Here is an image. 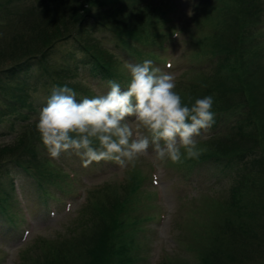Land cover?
<instances>
[{"label":"trees","instance_id":"16d2710c","mask_svg":"<svg viewBox=\"0 0 264 264\" xmlns=\"http://www.w3.org/2000/svg\"><path fill=\"white\" fill-rule=\"evenodd\" d=\"M255 1L231 0L225 6L231 5L225 20H221L224 13L219 14L222 10L212 12L218 13L213 39L196 56L199 64L189 68L200 77L189 84L185 103L188 97L194 102L213 96V128L216 122L231 119L227 118L230 112L240 118L201 141L198 147L204 151L199 159H184L181 164L196 166L212 160L235 170L237 178L218 206L217 216L191 240L189 250L195 261L167 264H264V38H256L264 8L254 11ZM157 3L0 0V91L5 105L0 115L11 117L8 121L21 129L11 143L0 146V182L4 179L10 184L8 190H1L0 185V218L15 225L12 211L4 205L11 196L15 198L9 178L14 170L30 177L47 197L50 183L67 181L72 187V176L58 173L61 169L48 157L36 130L35 117L46 101L34 105L29 91L48 89V98L53 86L67 85L79 101L90 95L89 84L100 86L115 80L125 85L129 81L126 60L106 48L96 33L109 30L117 49L133 56L138 51L140 56L143 47L155 45L159 29L166 25L167 17ZM63 45L81 56L70 54L64 63L52 62L54 49ZM121 67L126 78L121 76ZM206 79L209 81L201 86L199 81ZM227 98L232 102L224 104L222 100ZM139 176L134 174L127 183L117 184L111 193L107 189L94 192L101 198L84 229L68 239L50 241L46 253L32 260L25 255L22 262L30 258V264H142L144 219L135 197ZM44 201L46 207V197Z\"/></svg>","mask_w":264,"mask_h":264},{"label":"rangeland","instance_id":"374dc122","mask_svg":"<svg viewBox=\"0 0 264 264\" xmlns=\"http://www.w3.org/2000/svg\"><path fill=\"white\" fill-rule=\"evenodd\" d=\"M230 1L158 0L156 6L161 7L165 13L166 25L159 29L161 32L155 45L143 47L144 51L140 56L138 51L136 56H133L117 49L114 45L116 41L109 30L101 29L96 34L98 38L103 39L106 48L122 56L125 62L138 64L144 60H152L154 66L161 69V74H173L177 85L176 91L184 102L189 84L200 77L190 72L189 68L199 64L196 56H201V49L212 41L218 26L216 24L218 13L212 12L222 10L219 14L224 13L221 20H225L231 5L226 8L225 6ZM255 4L254 11L261 9L262 5L264 8V0H259V3L256 0ZM259 20L261 23H257L256 38L261 40L264 38V10ZM173 31L178 33L177 36H171ZM162 42L166 46H163ZM72 52L73 48L69 45L59 46L54 49L52 62L64 63L70 54L81 56ZM165 60L171 63L169 68L165 66ZM124 69L120 68L121 76L126 78ZM208 81L209 79L200 80L199 83L202 86V83ZM106 84L100 86L89 84L91 90L88 97L106 93L108 91ZM2 94L3 91H0V112L5 111V105L1 100ZM29 94L33 104L40 105L47 100L49 90L36 89L29 91ZM222 102L228 104L232 101L228 102L227 98ZM228 115L230 116L227 118L231 119L220 124L216 122L215 128L211 127L198 137V145L217 128L228 127L236 118H240V115L234 112ZM8 118L11 117L0 115V146L11 143L16 138V133L21 132V129L11 124ZM145 134L147 135L146 132ZM181 151L183 153L184 150ZM48 157L51 158L49 155ZM51 160L61 169L59 174L75 176L72 180L75 182L73 189L69 188L67 181L50 183L47 185L49 189L47 197L26 174L17 170L11 173L12 177L16 178L19 189L16 198L11 196L4 205L12 211L9 213L15 225L0 218V264H30V258L22 262L25 255H30L31 260L35 259L37 255L47 252L46 244L50 241L54 243L62 238L68 239L67 237L84 229L101 198L100 194L94 192L107 189L106 192L111 193L114 186L127 183L137 173L140 174V185L135 197L140 215L144 219L143 232L140 234L141 256L145 255L142 264H167L169 261L193 263L195 254L189 250L191 240L194 241L197 235L202 234L217 216L218 206L222 200L227 199L229 187L237 178L235 170L225 168V164L222 163L217 165L212 160L196 166L158 161L151 146L149 155L140 157L135 167L131 165L121 167L114 161L93 162L85 167L81 158L71 152L62 153L59 159ZM3 180L0 182L1 190L10 189V184ZM45 197L47 202H51L49 207L54 208L50 214L45 208ZM182 236L184 240L178 244L177 240H182ZM35 243L36 245L30 248Z\"/></svg>","mask_w":264,"mask_h":264},{"label":"clouds","instance_id":"9594fccd","mask_svg":"<svg viewBox=\"0 0 264 264\" xmlns=\"http://www.w3.org/2000/svg\"><path fill=\"white\" fill-rule=\"evenodd\" d=\"M125 67L126 88L109 80L108 91L91 98L78 101L73 88L53 86L35 117L48 155L59 159L71 152L85 167L100 161L135 167L151 146L158 161L179 164L199 159L204 149L198 147L197 138L215 123L213 96L194 102L188 97L185 103L176 91L175 76L161 74L152 60L126 62Z\"/></svg>","mask_w":264,"mask_h":264}]
</instances>
